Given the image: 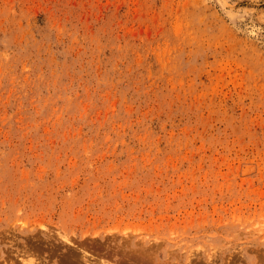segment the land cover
Returning <instances> with one entry per match:
<instances>
[{"label": "rangeland", "instance_id": "1", "mask_svg": "<svg viewBox=\"0 0 264 264\" xmlns=\"http://www.w3.org/2000/svg\"><path fill=\"white\" fill-rule=\"evenodd\" d=\"M59 231L264 264V0H0V264H73Z\"/></svg>", "mask_w": 264, "mask_h": 264}, {"label": "bare ground", "instance_id": "2", "mask_svg": "<svg viewBox=\"0 0 264 264\" xmlns=\"http://www.w3.org/2000/svg\"><path fill=\"white\" fill-rule=\"evenodd\" d=\"M56 234H57L56 236L58 237L57 241L59 243H61L62 245H64L63 247L68 246L69 248H71L70 250L74 249V251L79 252V254H80L79 258H77V257L74 258V252H71L72 253L71 256L73 258L71 257V259H69L70 262L71 261L74 262V263L76 262L75 264H106V262H105L106 260H97V261L93 260V259H95L94 255L91 254L89 252V250H87V248L84 245V243H81V242L77 243L73 239H71L67 234H64V233H62L60 231L56 232ZM67 250L69 251V249H67ZM19 253L21 254V252H19ZM24 254H22V256H21L23 258L21 260L19 259L21 264H44L43 262L39 261V259H38L39 257L36 258V256L33 255V254H29L30 257L33 255L31 258H29V256L26 255V252H24ZM19 255H18V258H19ZM67 255H68V253H67ZM75 256H77V255H75ZM140 258H143V257H140ZM141 261H142V259H141Z\"/></svg>", "mask_w": 264, "mask_h": 264}]
</instances>
